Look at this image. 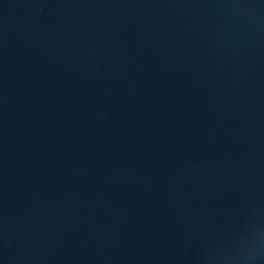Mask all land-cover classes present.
<instances>
[{"label": "water", "instance_id": "water-1", "mask_svg": "<svg viewBox=\"0 0 264 264\" xmlns=\"http://www.w3.org/2000/svg\"><path fill=\"white\" fill-rule=\"evenodd\" d=\"M0 56L143 264H264V0H0Z\"/></svg>", "mask_w": 264, "mask_h": 264}]
</instances>
